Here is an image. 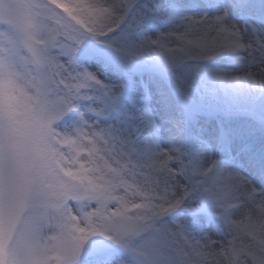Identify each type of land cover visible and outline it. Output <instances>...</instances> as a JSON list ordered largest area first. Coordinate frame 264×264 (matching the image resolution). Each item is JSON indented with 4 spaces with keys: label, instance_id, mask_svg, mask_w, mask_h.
Returning <instances> with one entry per match:
<instances>
[{
    "label": "snow or ice",
    "instance_id": "obj_1",
    "mask_svg": "<svg viewBox=\"0 0 264 264\" xmlns=\"http://www.w3.org/2000/svg\"><path fill=\"white\" fill-rule=\"evenodd\" d=\"M0 264H264V0H0Z\"/></svg>",
    "mask_w": 264,
    "mask_h": 264
}]
</instances>
